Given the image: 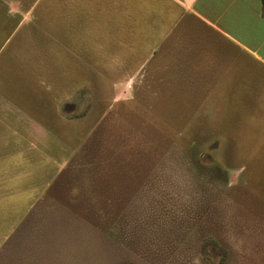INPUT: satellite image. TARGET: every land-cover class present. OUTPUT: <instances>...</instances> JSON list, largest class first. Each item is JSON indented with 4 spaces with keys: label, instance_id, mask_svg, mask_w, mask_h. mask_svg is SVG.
I'll return each mask as SVG.
<instances>
[{
    "label": "rangeland",
    "instance_id": "374dc122",
    "mask_svg": "<svg viewBox=\"0 0 264 264\" xmlns=\"http://www.w3.org/2000/svg\"><path fill=\"white\" fill-rule=\"evenodd\" d=\"M41 22L11 17L0 51V120L25 137L0 157V264L228 263L255 213L229 175L244 152L245 201L264 203V152L239 136L263 73L79 59Z\"/></svg>",
    "mask_w": 264,
    "mask_h": 264
},
{
    "label": "crops",
    "instance_id": "0c3cea01",
    "mask_svg": "<svg viewBox=\"0 0 264 264\" xmlns=\"http://www.w3.org/2000/svg\"><path fill=\"white\" fill-rule=\"evenodd\" d=\"M30 16L35 30H42L41 20L48 21L55 43L79 49V59H178L185 67L196 63L211 71L216 59L242 58L251 59L264 75V0H0V51L9 39L10 18L20 26ZM243 94L256 105L244 112L239 136L255 134L259 156L264 152V88L248 87ZM6 122L0 120V157L19 152L25 138L16 130L9 134ZM242 155L241 167L229 175L241 176L242 203L255 213L244 222L247 242L229 249L226 264H264V203L258 212L245 201L249 155Z\"/></svg>",
    "mask_w": 264,
    "mask_h": 264
}]
</instances>
